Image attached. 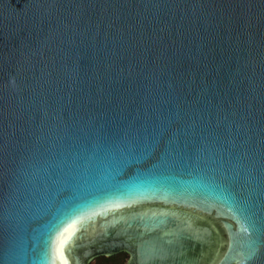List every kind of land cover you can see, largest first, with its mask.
<instances>
[{"label": "water", "instance_id": "obj_1", "mask_svg": "<svg viewBox=\"0 0 264 264\" xmlns=\"http://www.w3.org/2000/svg\"><path fill=\"white\" fill-rule=\"evenodd\" d=\"M264 264V0H0V264Z\"/></svg>", "mask_w": 264, "mask_h": 264}, {"label": "flooded vegetation", "instance_id": "obj_2", "mask_svg": "<svg viewBox=\"0 0 264 264\" xmlns=\"http://www.w3.org/2000/svg\"><path fill=\"white\" fill-rule=\"evenodd\" d=\"M129 258L130 254L127 251H120L112 255H99L92 261L99 260L98 264H127Z\"/></svg>", "mask_w": 264, "mask_h": 264}, {"label": "rangeland", "instance_id": "obj_3", "mask_svg": "<svg viewBox=\"0 0 264 264\" xmlns=\"http://www.w3.org/2000/svg\"><path fill=\"white\" fill-rule=\"evenodd\" d=\"M99 263V260H94L91 262V264H98Z\"/></svg>", "mask_w": 264, "mask_h": 264}]
</instances>
